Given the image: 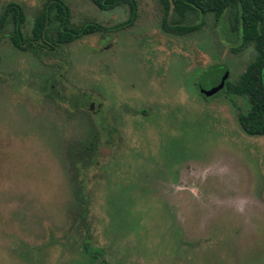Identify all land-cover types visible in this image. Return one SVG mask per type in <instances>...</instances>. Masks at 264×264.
Segmentation results:
<instances>
[{
  "label": "rangeland",
  "instance_id": "374dc122",
  "mask_svg": "<svg viewBox=\"0 0 264 264\" xmlns=\"http://www.w3.org/2000/svg\"><path fill=\"white\" fill-rule=\"evenodd\" d=\"M44 1L0 0V18L19 4L30 36ZM64 1L75 24L128 17ZM136 2L131 26L42 59L11 43L10 18L1 28L0 264H264V135L240 127L245 98L200 91L225 69L234 80L254 50H233L227 16L180 35L162 29L158 0Z\"/></svg>",
  "mask_w": 264,
  "mask_h": 264
},
{
  "label": "trees",
  "instance_id": "16d2710c",
  "mask_svg": "<svg viewBox=\"0 0 264 264\" xmlns=\"http://www.w3.org/2000/svg\"><path fill=\"white\" fill-rule=\"evenodd\" d=\"M91 1L101 10L126 5L128 17L113 26L94 21L75 24L72 22L69 6L64 0H45L34 16L31 35L25 36L23 9L19 4L10 2L0 18V39L2 37L1 28L10 18L13 28L8 33V38L11 43L19 50H28L42 59L44 53L54 54L58 48L88 34L109 32L114 28L131 26L137 18L136 0ZM158 3L162 9L160 23L162 29L174 34L186 35L201 30L205 24L204 19L208 16L218 24L227 16L230 33L237 38V43H235L237 46L233 50L237 52L251 47L254 50V57L234 80L227 77L217 94L220 93L223 97L236 95L245 98L247 108L244 111L238 110L237 114L240 127L249 135H264V0H158ZM58 71L63 73L60 69ZM227 71L228 69H225L221 75ZM53 79L55 81L56 78ZM196 85L198 87V81ZM54 86L51 84L49 88L53 89ZM56 96L59 100L65 101L64 95L57 94ZM202 96L204 95L202 94ZM82 97L86 99L85 95ZM94 148L95 143L92 142L89 149L93 151ZM97 156L96 152H91L88 159L80 163L82 164L80 167L82 175H84L83 172L96 164ZM83 180L81 178L76 181L74 194L78 205V220L88 227L85 222L87 202L84 186L81 183ZM86 230L87 235L88 229L86 228ZM85 247L88 248V245L85 244Z\"/></svg>",
  "mask_w": 264,
  "mask_h": 264
},
{
  "label": "water",
  "instance_id": "95a60500",
  "mask_svg": "<svg viewBox=\"0 0 264 264\" xmlns=\"http://www.w3.org/2000/svg\"><path fill=\"white\" fill-rule=\"evenodd\" d=\"M227 77H228V72H226V73L222 76L220 82H219L217 85L211 87L209 90L201 89V90H200L201 93H202L205 97H207V98L213 96L215 93H217V92H219V91L221 90V88L223 87V84H224V80H225ZM92 107H93V104L91 103V104H90V108H92Z\"/></svg>",
  "mask_w": 264,
  "mask_h": 264
}]
</instances>
